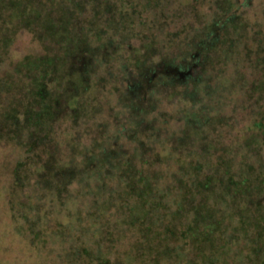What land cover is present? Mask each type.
Segmentation results:
<instances>
[{
  "label": "rangeland",
  "instance_id": "1",
  "mask_svg": "<svg viewBox=\"0 0 264 264\" xmlns=\"http://www.w3.org/2000/svg\"><path fill=\"white\" fill-rule=\"evenodd\" d=\"M208 145L231 166H264V0H0V264L70 262L69 233L32 245L24 230L71 224L91 203H45L36 176L50 159L150 166L157 154L174 169ZM132 232L112 260L135 251Z\"/></svg>",
  "mask_w": 264,
  "mask_h": 264
},
{
  "label": "trees",
  "instance_id": "2",
  "mask_svg": "<svg viewBox=\"0 0 264 264\" xmlns=\"http://www.w3.org/2000/svg\"><path fill=\"white\" fill-rule=\"evenodd\" d=\"M182 100H189L191 108L197 103L193 98ZM5 117L14 120L17 114L8 111ZM193 121L192 135L199 138L205 122ZM18 127L13 126L22 130ZM246 145L245 150L251 149ZM214 152L215 145L192 157L190 152L189 164L174 169L157 168V154L150 166H133L129 156L123 166L106 165L105 159L95 156H88L84 166H54L50 159L36 176L45 203L62 205L84 195L91 203L71 224L55 219L53 226L45 222L36 231L38 217L27 218L25 233L32 245L49 243V231L58 236L69 233L73 241L69 264H130L134 260L138 264H264V166H231ZM24 167L14 169L15 187H24ZM130 232L139 236L135 251H125V259L112 260L110 254H117ZM232 246L241 250L238 260L230 257Z\"/></svg>",
  "mask_w": 264,
  "mask_h": 264
}]
</instances>
